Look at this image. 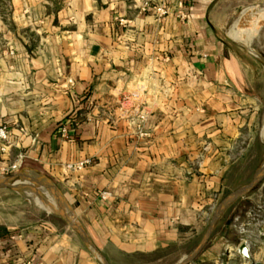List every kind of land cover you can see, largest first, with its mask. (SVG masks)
<instances>
[{"label":"crops","instance_id":"crops-1","mask_svg":"<svg viewBox=\"0 0 264 264\" xmlns=\"http://www.w3.org/2000/svg\"><path fill=\"white\" fill-rule=\"evenodd\" d=\"M253 1L0 0V163L23 157L0 191L45 173L72 206L60 229L0 214V264H97L75 218L123 255L198 224L258 115L263 72L228 31Z\"/></svg>","mask_w":264,"mask_h":264},{"label":"rangeland","instance_id":"rangeland-1","mask_svg":"<svg viewBox=\"0 0 264 264\" xmlns=\"http://www.w3.org/2000/svg\"><path fill=\"white\" fill-rule=\"evenodd\" d=\"M261 6H264L263 1H253L245 8L238 9L235 24L229 26L228 31L230 35L236 34L242 41L241 43L235 40L239 47L237 51L246 54L243 55V62L249 64L247 58L250 57L264 73V20L254 23L258 13L264 12H258ZM251 29L254 32H251ZM243 34L253 35L249 43L244 41ZM263 73H261L262 87L259 89V102L256 104L258 115L252 131L245 130L237 146L227 154L229 166L227 170L222 169L218 190L210 197V201H206L203 214L198 218V224L189 227L181 237L159 244L152 251L145 253L123 255L112 248L103 249V253L98 249L90 248L93 252L91 256L100 260L96 259L97 264H180L181 262L182 264H264V173L250 189L239 192L250 185L264 168ZM34 180L37 184L33 181L31 195L52 203V210L41 208L29 197L21 196L22 194L15 189L0 191V214L13 223L22 224L23 227L50 223L57 229L62 228L66 225L62 219L72 210V206L70 207L63 199L58 187L47 174L39 172L38 178ZM235 193H238L237 196L223 208L213 224L207 241L198 250L208 228L212 225L214 214ZM49 197L52 202L49 201ZM73 224L77 228H75L77 234L78 230L82 231L76 218ZM76 240L82 244L78 235ZM241 245L247 246L249 257L240 254ZM196 251L197 253L194 254Z\"/></svg>","mask_w":264,"mask_h":264},{"label":"built area","instance_id":"built-area-1","mask_svg":"<svg viewBox=\"0 0 264 264\" xmlns=\"http://www.w3.org/2000/svg\"><path fill=\"white\" fill-rule=\"evenodd\" d=\"M147 6L148 5L145 4L144 9H146ZM152 8H153V11L159 16H164L167 13V10L162 6H153ZM124 103L127 104L128 103L127 100H124ZM137 117L139 118L140 122L144 121V119H145V116L141 113L137 114ZM138 127H140V126L138 125ZM138 136L144 137V136H146V133L141 131L140 128H138ZM7 138H8V129L5 126H1L0 127V140L2 142H6ZM0 151L3 152L4 148H1ZM22 159H23V157L19 156L18 159L13 163H10V164L0 163V175H5V174H9V173L17 171L21 166ZM83 166H84L83 162L77 163L74 165H68L69 168H75V169H81V168H83ZM108 195L109 194L107 192H102L100 194V197L102 200H107Z\"/></svg>","mask_w":264,"mask_h":264},{"label":"water","instance_id":"water-1","mask_svg":"<svg viewBox=\"0 0 264 264\" xmlns=\"http://www.w3.org/2000/svg\"><path fill=\"white\" fill-rule=\"evenodd\" d=\"M260 172H261L260 175L257 176V178H255V180H254L250 185H248L247 187L242 188L239 192L247 191L248 189H250V188L255 184V182L260 178V176L264 173V168H263V170H261ZM237 194H238V193L234 194L231 198L227 199V200L223 203V205L221 206V208H219L218 211L214 214L213 221H212V225L208 228V231H207V233H206V235H205L203 241L201 242V244H200L198 250L201 249V247H202V246L205 244V242L207 241V239H208V237H209V235H210V233H211V231H212L213 224H214V222L216 221V219L220 216V213H221V211L223 210V208H224L225 206H227V204H228L229 202H231L232 199H234V197L237 196ZM69 224H70L71 226L74 227V224H73V223H70V222H69ZM78 233L80 234V236L82 237V239L84 240V242H85L87 245H89L90 248H92L93 250H96V248L93 246V244L90 242V240L85 236V234H84L82 231H79V230H78ZM198 250H197V251H198ZM197 251H196L194 254H196ZM96 252H97V251H96ZM239 252H240L241 255H243V256H245V257H249L247 246H245V245H241V246L239 247ZM194 254H193V255H194ZM183 263H184V262H183ZM180 264H182V262H181Z\"/></svg>","mask_w":264,"mask_h":264},{"label":"bare ground","instance_id":"bare-ground-1","mask_svg":"<svg viewBox=\"0 0 264 264\" xmlns=\"http://www.w3.org/2000/svg\"><path fill=\"white\" fill-rule=\"evenodd\" d=\"M258 12H260V11H264V6H261V7H259L258 8ZM253 13V12H252ZM247 15V14H246ZM245 15V16H246ZM256 16V15H255ZM257 18V17H256ZM255 20V19H254ZM260 20H264V12H260V13H258V18L254 21V23H256L257 24V22L258 21H260ZM255 25V24H254ZM255 27V26H254ZM251 32H254V30L252 31V29L250 30ZM244 33V32H243ZM253 35L251 34V36H247L246 34L244 35H242V37H243V39H244V41L245 42H247V43H249V41H250V39H251V37H252ZM232 40L234 41V40H236V41H241L238 37H237V35L236 34H234L233 36H232ZM241 43H242V41H241ZM248 46V45H247ZM262 170H263V168H262ZM259 173V172H258ZM258 175V174H257ZM1 182V181H0ZM25 182V181H24ZM15 184V183H14ZM19 184V183H18ZM24 184V183H23ZM22 184V185H23ZM18 187V186H17ZM24 187V186H23ZM245 192V191H244ZM26 193V192H25ZM242 193V192H241ZM236 194V193H235ZM38 195V194H37ZM48 196V195H47ZM28 197L31 199V201H33L35 204L37 203L41 208H45V209H47L48 211H51L52 210V207H51V205H52V203H49V202H47V201H43V200H41L40 198H37V197H33L31 194L30 195H28ZM49 199V201H51V198L49 197L48 198ZM56 199V198H55ZM52 202V201H51ZM57 203H59V202H57ZM58 206V205H57ZM54 207V206H53ZM58 207H60V206H58ZM62 207V206H61ZM65 208V207H64ZM61 209H63V208H61ZM67 209V208H66ZM55 210V209H54ZM65 210V209H64ZM63 211V210H62ZM68 213V212H67ZM66 213V214H67ZM71 213V212H70ZM70 213H68L69 215H71ZM65 214V215H66ZM64 215V214H63ZM66 217V216H65ZM66 219V218H65ZM71 219V218H70ZM68 220V219H67ZM74 220V219H73ZM71 221H72V219H71ZM74 224H77V223H74ZM80 226V225H79ZM79 226H77V227H79ZM74 228H76V226L74 227ZM77 229V228H76ZM80 231V230H79Z\"/></svg>","mask_w":264,"mask_h":264}]
</instances>
